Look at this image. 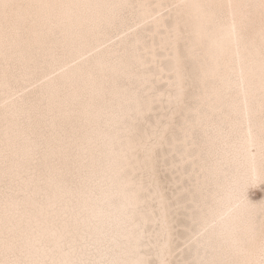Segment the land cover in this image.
Instances as JSON below:
<instances>
[{
  "label": "snow or ice",
  "instance_id": "snow-or-ice-1",
  "mask_svg": "<svg viewBox=\"0 0 264 264\" xmlns=\"http://www.w3.org/2000/svg\"><path fill=\"white\" fill-rule=\"evenodd\" d=\"M90 7L101 6L0 0V30L6 40H25L42 22L62 24L76 19L77 10ZM183 7L189 11L182 17V27L177 24L175 41L188 47L204 82L218 87L205 65L214 47L226 41L235 44L238 53L241 46L245 51L255 50L241 60V80L247 66L249 81L258 73L264 94V0L258 6L228 5L241 10L258 7V30L252 11L239 13L238 27L235 11L231 24H224L221 5ZM179 90L183 92L182 87ZM228 100L218 92L217 103ZM89 104L100 109L91 120V132L74 127L55 139L29 138L31 157L17 164L11 180L5 172L0 264H153L146 252L141 255L144 250L135 233L126 238L128 244L121 246L124 251L117 257L91 258L93 250L104 243L113 214L135 226L145 191L130 173L137 163H152L153 145L152 138L145 141L141 134L139 92L131 93L117 81L104 87ZM229 107L235 109V105ZM246 116V132L222 115L218 118L216 104L199 122L184 120L186 150L195 165L187 190L194 205L193 223L199 226L194 242L197 255L203 252L202 258L184 264H264V113L258 129L253 127L251 114ZM93 133L100 138L86 144ZM8 159L6 153V165ZM21 167L28 169L23 179ZM9 207L15 210L14 216L9 215Z\"/></svg>",
  "mask_w": 264,
  "mask_h": 264
},
{
  "label": "bare ground",
  "instance_id": "bare-ground-1",
  "mask_svg": "<svg viewBox=\"0 0 264 264\" xmlns=\"http://www.w3.org/2000/svg\"><path fill=\"white\" fill-rule=\"evenodd\" d=\"M129 1L130 0H15V2H28L38 4L64 3L101 7L79 9L77 10L78 16L76 19L67 21L62 24L56 21L42 22L37 26L35 32L29 38L26 39V41L28 40V44L26 45L27 47H24L23 40H6L3 31L0 30V55L3 57L2 59H4L5 56H8L7 59H9L14 54H17V52H19V56L21 55V53L24 56V53L28 47L31 49L33 47L34 50L35 43L38 44V48L42 47V45L43 47H45L46 43L49 45L47 40L51 39L50 43L55 42L52 39L54 38L53 35L55 33L60 34L59 40H57L55 43L59 44V46L62 47V52L58 55H61V57L64 58H61L63 61H61V63L59 62L60 64H57L55 66L56 69H54L52 73H46L48 75L45 76V80L40 82L37 81L38 83H32V85H36L33 86L32 89H28V91H26L27 88L22 87L23 85L20 88L21 90L15 91L13 87H11V80L9 81L8 78L9 73L6 71V69L2 70V75L0 74V96L2 97L0 99V124H2V126L0 125V181H3V179L5 178L6 171L12 178L14 169L16 168L17 164L22 165L23 162L27 161L31 157V146L28 143L29 138H31L32 140H39V135H47V138L52 139L62 137L63 133H71L74 127H79L77 125H74L75 121L78 120L80 123H82L80 125L81 127L79 128L87 129L91 132V120L94 119L95 115L100 111V109L96 105H90L89 100L94 96H98L104 87L109 86L110 84L115 85L118 80H122L124 82L126 79L128 80V82L126 81L124 85H120L122 88H128L129 82L134 85L138 84L139 86H143L145 85L147 80V83H149V89H152V78L149 79V77L144 74V72L142 73L144 69L141 71V73H139L140 69L139 71L137 70L138 72L135 70L136 68L138 69L141 66H145V61L142 59V57H145V55H143V53H141L140 55L139 53H137V51L141 50L138 47L139 44L142 42V32H148L147 29L151 28L149 31L152 34H149L151 37L148 38L153 39V34L157 35L156 32H158L160 27L166 25L165 18L167 14H162L161 9H159L158 11H153L151 9V6L148 5L145 0H138L137 7L134 6L132 3H129ZM161 1L163 0H156L155 4L161 5ZM191 3H204L223 6L219 9V11L222 15V20L226 25L231 24L232 15L235 11L237 13L238 27L239 13L241 11H252L256 18L258 30L260 15V10L258 7H255L250 10H241L229 8L228 5L231 4L258 6L260 4V0H171L168 4V6H170V11L168 12V14L173 16L174 26L172 30L173 34L170 37L168 36V39L170 41L171 49L173 51L172 57L174 63V87H169V89H173V91H176V93L175 95H171L169 91H167V93H165V91H161V93H157V95H154L153 93H151L153 95L148 94L149 105L153 107V105H157V103H159V107H157V109H161V111H163V105H161V103H165V101H162L163 97H169V99H173V101H184V95L186 93L185 89L189 84L188 73L185 69V65L183 63L179 51L180 43L177 44L175 41V30L178 22L181 24L182 27V17L186 16L189 11L183 6ZM130 7H134V10L132 12L136 17L139 16L140 20H136L135 23L132 25H128L126 27L123 26L121 32L115 34L114 37H111L109 39H103V37L107 35L108 27H113V25L116 26L119 22L126 23L128 21L123 20V17L121 16V11L122 9ZM146 40L148 41V39ZM109 41L112 42L108 43ZM47 47L49 48V46ZM183 47H185V53L189 55V57H183V59H191L188 47H186L184 43ZM253 52H255V50L245 51L243 46H241L238 53L235 44L229 45L226 41L218 43L214 47L212 53L207 56V62L205 65V70L210 71L214 75L218 87L216 89H214L213 87L211 88V85L207 83V85L204 86L205 89H201V93H199V89H197V95L199 96H203L205 95V93L208 94L207 97L205 95L207 99V111L209 110V107L212 104H216L217 116L220 117L222 115L224 119L235 124L243 132L247 131L248 125L246 113L251 114L253 127L254 129H258L261 123L262 113L264 112V94H262L260 90V80L258 73L256 79L253 82H250L247 77V66L245 67V78L243 80H241L240 75L242 58L252 54ZM43 53H45V51ZM49 54L51 53L49 52ZM154 54L155 53L153 52V55ZM72 55L75 56L71 57V59H68V57ZM25 57H27V55ZM33 57H31V59ZM131 59H133V61H131ZM58 60L59 59H56L55 57L54 63L58 62ZM24 61H26V58ZM16 63L17 65L19 64L18 62ZM33 63L35 62H32V64ZM51 65L53 66V64ZM49 70L51 69L49 68ZM149 72L151 71L149 70ZM197 73L195 75H197ZM154 75L157 74H154L153 72V77ZM13 76H15L14 72L13 74H11V77ZM24 79L22 81H24ZM26 80L27 76L25 81ZM153 80L154 79H152V81ZM221 84L223 85V87H220ZM181 87L183 89L182 93L179 90ZM229 87L231 88V91H228ZM137 88L139 87H132V89H128L131 93H135ZM218 92L229 97L228 102L217 103L216 96L218 95ZM163 93H165V95H163ZM159 95H161V97ZM141 97L142 96L140 95V99ZM159 97L161 98V101H159ZM154 99L155 101H153ZM200 104L198 106H200ZM229 104L235 105V109L233 110L232 108H230ZM185 111H187V109H185ZM185 111H183V113H185ZM74 113H78V115H74ZM169 117L173 119V113H171ZM193 117L197 116L195 115ZM201 118L202 117H199L197 119L198 122ZM167 127H169V125H165V127H163V131H161V137H163V133H165V129H167ZM179 127H181V125H179ZM182 132L183 135L181 139H179V141H171V143H177V145H181L182 143V146L184 147V152H181H183L185 158L181 160L183 163L188 161L191 164L190 166V164L188 165L187 163V165L191 167V171L187 170L189 172L187 176L190 178L194 175L195 165L193 164L192 158L187 154L185 145L186 137L183 130ZM141 134L142 136L145 135V127H143V133ZM99 138L100 137L98 136V134L93 133L92 135L86 138L85 143L87 144L89 140L95 143L96 140H98ZM171 139H173V135H171ZM152 145V163L148 166H145V168L150 174L151 179L154 178L152 181L154 187L156 188L155 198L159 203L157 205L158 217H155V221H158L159 223V227L157 229L159 242L157 245L156 256L160 264H163L164 261H167V264H171L175 252L173 240L175 229L173 225L174 212L172 210V206L169 202V199L163 192L162 185H160V182L157 180L154 159V153L156 150L157 143H152ZM6 153L9 157L7 165L5 162ZM183 154L181 153V155ZM177 155H179V153H177ZM141 160H143V157H141ZM183 163H179V167H181ZM198 170L199 169L197 168L196 171ZM20 172L23 174V179V177L27 175L28 169L25 167H21ZM135 179H137V182H135L138 185L143 186V179H139V177H135ZM0 186L2 187L3 185ZM143 189H145V187H143ZM3 193L5 192L3 191ZM141 202L140 213L136 219L135 226L127 223L123 218L116 214H113L111 217L108 218V223L110 227L106 235L103 237L104 243L99 248L93 250L91 258L99 260L104 258L117 257L119 252L124 251L121 246L128 244V240L126 238L130 234L135 233L141 239V247L144 250L141 255L146 252L147 258L149 259V251L145 250V243H143V239L146 238L145 227L143 223L148 217L145 216V214L143 213V209H141ZM8 213L9 215L14 216L15 210L9 207ZM4 218L5 196L2 195L0 196V235H2L4 230ZM155 221H153V223H155ZM136 226H138V231ZM195 227L199 226L195 225ZM191 233H193V237H191L189 241L193 242V257L194 259L202 258L203 252H201L199 256L197 255V245L194 242L195 231H191ZM183 245H187V243H183ZM153 251H155V247H153ZM0 258H3L2 242H0ZM56 258H59V256H57ZM85 258L88 257L85 256Z\"/></svg>",
  "mask_w": 264,
  "mask_h": 264
},
{
  "label": "rangeland",
  "instance_id": "rangeland-1",
  "mask_svg": "<svg viewBox=\"0 0 264 264\" xmlns=\"http://www.w3.org/2000/svg\"><path fill=\"white\" fill-rule=\"evenodd\" d=\"M134 1H136V2H134ZM170 1L171 0H163L160 2L161 5H157V4H155L156 0H145V2L151 6V9L153 11H158L159 9H161L162 14H167V16L165 18V21H166L165 22L166 25H164L165 27L161 26L160 29L158 30V32H156L157 35L153 34L154 35L153 39L148 38V37H151L149 34H152L149 31L151 28L147 29L149 33L147 31L142 32V34H141L142 35V42L139 44V47H138L141 50L137 51V53H139L140 55H141V53H143V55H145L146 58L142 57V59L145 61V66L144 67L141 66L140 68H138V69L136 68L135 70L139 71V69H140L139 73H141V71L144 69L142 71V73L144 72V74H146L149 77V79L152 78V79H154L153 81L154 82L156 81V82L154 83L151 79V83H153L152 89H149V87H148L149 83H147V80H146L145 85H143V86H139L138 84H135L136 85L135 86L134 84H131L129 82L128 88L132 89V87H135V88L139 87V88H137L138 91L136 90L135 92H139L140 95L142 96L141 101L143 103V110L139 114V119L142 122L141 133H143V127H145V135H143L144 140L148 141L149 138H152V143H157L156 150L154 153L155 154L154 159H155V170H156L157 180L160 182V185H162L163 192L166 194L167 198L169 199V202L171 203V206H172V210L174 212V214H173L174 215L173 225H174L175 229H174L173 240H174L175 252H174V258H173L171 264H184L185 261L194 260L193 246H192L193 242L189 241V239H191V237H193V233H191V231H195V233H196L198 227H195V225H197V224L193 223L192 207H194V205H191L190 193L187 191L193 183V181L187 176V174L189 173L188 171H191V169H190L191 164L188 161L183 163L181 160V159L185 158V155L183 154L184 147L182 146V143H181V145H177V143H171V141H179V139H181V137L183 135L182 125L184 123L185 118H189V119L194 118L193 120L196 119V121L198 122L197 119L199 117H202L204 112H207L208 107L206 105V102H207L206 97L208 94L205 93L206 97H205V95H203V96L197 95V89H199V93H201V89H205L204 86L207 84L201 78L202 73H201V70L199 68V65L198 64L194 65L191 59H183V57H189V55H187V53H185V47H183V41H181L179 44V49H180L179 51H180V55L182 57V60H183V63L185 65V69L188 73V78H189V81H188L189 84L185 89L186 93L184 95V101H182V102L173 101V99H169V97H163L162 101H165V103H161V105H163V111H161V109H157V107H159V103H157V105H153V107H151V105H149V100H148L149 95H153V94L157 95V93H161V91H165V93H167V91H169V93H171V95H175V93H176V91H173V89H169V87H174L173 86L174 63H173V57H172L173 51L171 49L170 41L168 39V36L170 37L173 34L172 30H173V26H174L173 25V19L174 18L172 15L168 14V12L170 11V6H168ZM129 3H132L134 6L137 7L138 0H130ZM131 7H132V5H131ZM131 7L122 9V11H121L122 12L121 16L123 17V20L124 21L128 20V21L126 23L125 22L120 23L118 21L119 23L116 26L113 25V27H110V28L108 27L107 35H105V37H103L104 36L103 35L102 36L103 39L104 38L109 39L111 37H114L115 34H118L119 32H121V30L123 29V26L126 27L128 25H132L135 23L136 20H140L139 16L136 17L132 12L134 10V7L133 8H131ZM125 11H127V12H125ZM123 12H125V13H123ZM124 17H126V18H124ZM129 17H130V19H129ZM161 32H162V34H161ZM53 36H54V38H52ZM53 36L51 38L55 42L57 40H59V38H60V34H58V33L57 34L55 33ZM143 38H145V39H143ZM146 39H148L149 42ZM50 40H47L49 45L47 43L45 45V47L49 46V48L48 47L45 48V47H43V45H42V47L38 48L37 47L38 44L35 43L34 44V50H33V47H32V49L28 47L24 53V56L22 53L19 56V52H17V54H14L9 59H7L8 56H5V58L2 59L3 57L0 55V57H1L0 58V62H1L0 63V66H1L0 67V71H1L0 74L2 75V70L6 69V71L9 73L8 74L9 81L11 80L10 81L12 84L11 87H13V89L15 91L21 90L20 88L22 85H23L22 87L27 88L26 91H28V89L29 90L32 89L33 86L36 85V84L32 85V83L45 80L46 79L45 76L48 75L46 73H49V74L52 73V71L54 69H56L55 66L57 64H60L61 61H63L62 59H64V58H62L61 55H58L62 52V47H60L59 44H57L55 42L50 43ZM146 41H147V43H146ZM110 42H112V41H109L108 43H110ZM27 44H28V40L27 41H26V39L23 40L24 47H27L26 46ZM147 44H149V45H147ZM58 48H60V49H58ZM42 49H43V51H42ZM146 49L149 51H147ZM28 50H30V51H28ZM16 51H18V50H16ZM39 51H40V53H39ZM44 51H45V53H43ZM54 51H56V52H54ZM142 51H144V52H142ZM49 52L53 56L51 54H49ZM153 52L155 53L154 55H153ZM26 55H27V57H25ZM33 55H34V57H33ZM74 56L72 55V56L68 57V59H71V57H74ZM31 57H33L34 59L33 58L31 59ZM40 57H42V58H40ZM55 57H56V59H59L60 61L58 60V62L54 63ZM25 58H26V61H24ZM153 58H155V59H153ZM3 60H5V61H3ZM47 61L48 62L50 61L49 62L50 65L48 64ZM131 61H133V59H131ZM16 62H18L19 64L17 65ZM32 62H35V63L32 64ZM5 63H7V64H5ZM9 63H11L12 65ZM21 63H22V65H21ZM37 64H40L41 66L37 65ZM51 64H53V66ZM20 66L22 69L20 68ZM26 66H28V67H26ZM196 66H198V67H196ZM35 67H36V69H35ZM27 68H28V70H27ZM49 68L51 70H49ZM150 68H152V69H150ZM149 70L151 72H149ZM13 72H14L15 76L17 75L16 77L15 76L11 77V74H13ZM20 72H21V75H20ZM153 72H154V74H157V75H154V77H153ZM148 73L149 74L151 73L150 76ZM196 73H197V75H195ZM1 75H0V79H1ZM26 76H27V80L29 79L28 81L26 80L27 82L25 81ZM41 77H43V78H41ZM13 78H15L16 80ZM23 79H24V81H22ZM118 81H120V85H122V84L124 85L126 83V81L128 82V80H126V79L124 82L122 80H118ZM136 82H138V81H136ZM209 85H211V88H212V84L209 83ZM18 86H19V88H18ZM146 89H148V90H146ZM151 93H153V94H151ZM165 93H163V95H165ZM159 96L161 97V95H159ZM160 97H159V99H160L159 101H161ZM1 98L2 97L0 96V99ZM153 101H155V99ZM199 104H200V106H198ZM194 107H195V109H194ZM185 109H187V111H185ZM201 109L203 110V112L201 111ZM183 111H185V113H183ZM171 113H173V119H171V117H169V115H171ZM194 114L198 118L193 117V116H195ZM81 124L82 123H80L79 120L75 121V123H74V125H77L79 127H81L80 126ZM0 125L2 126V124H0ZM165 125H169V127H167V129H165V133H163V137H161V131H163V127H165ZM179 125H181V127H179ZM57 128H59V127H57ZM69 133H63V136L66 134H69ZM171 135H173V139H171ZM39 136H40V139H41V137H47V135L46 136L45 135H39ZM181 151H183V152H181ZM177 153H179V155H177ZM181 153L183 155H181ZM179 163H183V165H181V167H179ZM187 163H188V165L190 164V166H188ZM131 177L134 179H135V177H139V179H143V187H145V189H144L145 196L143 197L142 202H141V209H143V213L145 214V216L148 217L147 219H145V222L143 223V225L145 227V235H146V238L143 239V243H145V250L149 251V259L153 262V264H160V262L156 256L157 245L159 242L158 235H157V229L159 227V223H158V221H155V217H158L157 205L159 203L155 198L156 188L154 187V184L152 181L154 178L151 179V176L147 172L145 166H143L140 163L136 164L134 170L131 172ZM9 178H10L9 180H11L10 176H9ZM135 181L137 182V179H135ZM2 182L5 183V178L3 179V181H0V185H3L2 187L0 186V191L2 192V193L0 192V196H2V195L5 196V193H3V191L5 192L6 185ZM3 188H4V190H3ZM153 221H155V223H153ZM183 243H187V245H183ZM153 247H155V251H153Z\"/></svg>",
  "mask_w": 264,
  "mask_h": 264
}]
</instances>
